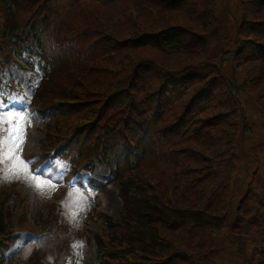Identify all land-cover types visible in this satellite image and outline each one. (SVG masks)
Instances as JSON below:
<instances>
[{
	"label": "trees",
	"instance_id": "obj_1",
	"mask_svg": "<svg viewBox=\"0 0 264 264\" xmlns=\"http://www.w3.org/2000/svg\"><path fill=\"white\" fill-rule=\"evenodd\" d=\"M27 2L30 5L35 0ZM243 2V21L237 38L230 41L222 56L220 74L205 82V66L193 62L209 55L208 38L218 21L217 0H113L109 4L112 8L95 0L101 13L98 11L99 22L91 28L97 30L96 37L83 45V49L89 47L91 56H87L94 63L93 70L91 74L81 70L66 74L70 76L67 84L86 96L92 91H115V98L123 99L125 104L119 107L127 111L128 120L123 116L110 119L116 124L118 136L121 127L133 124L132 116L137 118L140 110L142 115L158 110L162 113L160 123L170 124L167 133L163 135L160 130L155 141L178 144L180 148L170 153L176 162L157 155L153 165L139 164L137 178L129 176L132 183L144 176L152 182H142L149 184L152 190H148L157 189L162 196L163 206L157 207L156 216L138 222L142 235L139 241L143 253H159L168 264H179V260L184 264H210L214 259V246L207 234L224 226L225 216L220 215H228L224 210L232 202L235 165L230 149L235 141L230 148L226 146V151L211 153L213 158L227 154L207 172L202 167L206 163L203 154L210 152L203 151L201 145L210 149L226 136L231 141L239 124H243L244 134L251 133V123L238 108L246 104L242 95L253 96L264 109V0ZM1 19L2 37H14L17 20L10 21L7 16ZM102 54L105 58L100 60ZM225 61L231 62L229 76L224 72ZM133 95L134 104H126ZM170 104L175 106L171 109ZM236 109L241 122L234 126L226 119ZM192 114H196L194 125L200 133L189 140L172 138L181 129L178 118L183 115L187 119ZM221 125L233 132L218 135ZM166 178L174 179V185L182 186L181 191L167 186ZM256 255L264 264V248Z\"/></svg>",
	"mask_w": 264,
	"mask_h": 264
},
{
	"label": "rangeland",
	"instance_id": "obj_2",
	"mask_svg": "<svg viewBox=\"0 0 264 264\" xmlns=\"http://www.w3.org/2000/svg\"><path fill=\"white\" fill-rule=\"evenodd\" d=\"M241 1L217 0V5L219 3L218 21L208 38L209 55L199 57L200 59L193 62V64L205 66L204 82L220 74L218 69L222 65L223 52L229 45L226 43L227 39H233L236 36L238 22L242 18ZM181 65L184 67L186 63L183 62ZM230 65L231 62L225 61L224 72L227 76L231 74ZM238 77L241 79L240 74ZM242 97L246 99V104L244 106L241 104L238 108L251 123V133L244 134L243 124H239L234 130L236 135L230 136L231 141L226 139L228 138L226 136L225 143L222 137L221 144H216L210 149L201 145L203 151L210 152L203 154L206 163L202 167L207 172L213 170L215 162L222 161L227 154L223 153L224 155L213 158L211 153L226 151V146L230 148L231 142L235 141L230 149V152H233L232 160L235 165L232 202L224 210V213L228 215H220L225 216L224 226L217 230L213 229V232L207 234V238L214 246L212 255L214 259H210L211 264H262L256 251L264 248V109L253 96L242 95ZM217 112L219 111L214 113ZM239 119L240 116L236 109L226 121L236 126ZM229 132H233V129L221 125L218 135ZM31 135L29 141L21 139V133L15 129L10 137H6L0 128V163L3 167L0 168V188L8 187L9 189L13 184H17L15 182L27 183L29 188L25 186L26 192L13 191L10 201L5 204L12 215L13 222L21 212H24V205H27L30 212L34 210L31 214L33 222L43 225L45 221L52 219L54 225L51 228L56 229V233L50 241L43 243H33L30 233H20L19 239L10 249L11 254L17 255L13 264H33L38 259H43L46 264H65L64 261L69 258V246L72 245L75 246V252L80 256L74 264H99L100 259L95 247L90 245L84 249L83 241L87 237H92V232L99 228L101 217L98 215L105 213L119 218L121 200L118 196V189L110 184L108 166L100 164L92 176V180L106 184L108 187L98 189L94 218H91L87 215V201L84 196L80 195L78 199L75 193L65 194V197L59 196L62 194V187L36 178L27 170L25 155L40 153L44 137L41 129ZM56 174L63 176L62 170H58ZM53 199L56 207L50 206ZM30 225L35 226L32 223Z\"/></svg>",
	"mask_w": 264,
	"mask_h": 264
}]
</instances>
